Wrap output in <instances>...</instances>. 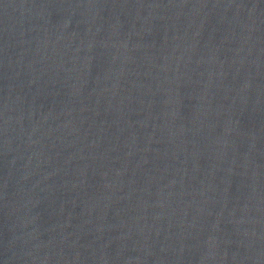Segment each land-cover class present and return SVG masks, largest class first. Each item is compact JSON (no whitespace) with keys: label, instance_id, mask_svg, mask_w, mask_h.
Returning <instances> with one entry per match:
<instances>
[{"label":"water","instance_id":"1","mask_svg":"<svg viewBox=\"0 0 264 264\" xmlns=\"http://www.w3.org/2000/svg\"><path fill=\"white\" fill-rule=\"evenodd\" d=\"M0 264H264V0H0Z\"/></svg>","mask_w":264,"mask_h":264}]
</instances>
